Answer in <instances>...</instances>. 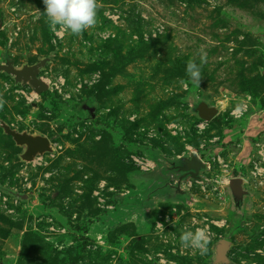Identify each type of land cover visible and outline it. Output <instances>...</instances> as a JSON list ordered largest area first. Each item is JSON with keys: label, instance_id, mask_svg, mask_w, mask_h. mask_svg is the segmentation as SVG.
<instances>
[{"label": "rangeland", "instance_id": "rangeland-1", "mask_svg": "<svg viewBox=\"0 0 264 264\" xmlns=\"http://www.w3.org/2000/svg\"><path fill=\"white\" fill-rule=\"evenodd\" d=\"M44 8L0 0V64L53 54L44 96L0 73V123L53 148L21 161L0 128V184L28 195L0 191V264H46L40 245L79 239V264H212L221 239L231 264H264V0H98L96 25L79 36L51 27ZM202 55L197 84L186 64ZM201 101L218 109L206 124ZM189 153L205 154L209 182L176 195L166 186ZM134 155L156 168L141 171ZM228 173L244 179L239 199L215 182ZM198 228L204 255L179 239Z\"/></svg>", "mask_w": 264, "mask_h": 264}, {"label": "water", "instance_id": "water-1", "mask_svg": "<svg viewBox=\"0 0 264 264\" xmlns=\"http://www.w3.org/2000/svg\"><path fill=\"white\" fill-rule=\"evenodd\" d=\"M52 57L53 54L47 58L39 59L34 64H23L21 66H14L12 61L6 60L4 64H0V73L9 76L13 80L14 85L28 86L35 94L41 95L47 92L49 87L40 77V72ZM195 110L197 117L204 122H210L218 114L216 107L210 106L204 101L199 102ZM0 128L6 136L11 138L16 146L23 148V152L19 156L21 161L32 162L37 156L53 152L52 144L46 136L30 134L26 131L18 132L5 122L0 123ZM205 168L206 163L196 153H189V155L178 159L177 164L173 166V171L175 174H179V180L183 178L197 180L200 178V172ZM243 184L244 181L242 179L232 178L226 188L229 189L234 198L238 199L245 192ZM0 191L21 201L28 199L27 194L19 193L1 184ZM174 194L184 195V192L175 187ZM230 246V241L226 239L219 240L214 246V255L211 263L231 264L227 255Z\"/></svg>", "mask_w": 264, "mask_h": 264}, {"label": "clouds", "instance_id": "clouds-1", "mask_svg": "<svg viewBox=\"0 0 264 264\" xmlns=\"http://www.w3.org/2000/svg\"><path fill=\"white\" fill-rule=\"evenodd\" d=\"M44 14L51 27L60 31L79 36L84 31L94 27L97 23L98 0H42ZM205 55L201 56V64L194 60L186 64V74L197 84L201 82V67L205 62ZM3 101L0 100V106ZM163 229V225L159 224ZM180 243L184 248L198 249L201 255L207 253L209 233L204 228L193 231L185 230L180 235Z\"/></svg>", "mask_w": 264, "mask_h": 264}, {"label": "trees", "instance_id": "trees-1", "mask_svg": "<svg viewBox=\"0 0 264 264\" xmlns=\"http://www.w3.org/2000/svg\"><path fill=\"white\" fill-rule=\"evenodd\" d=\"M107 82H108V77H105L104 80H102L103 85L101 84L97 87L96 93L103 91L105 88V84H107ZM47 93L48 92H44L40 96H44ZM96 97H97V99H99L97 95H96ZM194 145H196L195 142H194ZM201 158L205 159L204 153L201 154ZM76 229L80 230L79 227H76ZM134 236L135 235H131L130 237L134 238ZM82 239L84 241L87 240L84 237H82ZM80 243H81V241L79 239L75 243V245H70L68 247H65L62 251H57L53 247V245H49V244H47L46 246L40 245V250H41V252H43L45 254L44 260H45L46 264H79L80 262L81 263L85 262V256H84V254H85L84 245L85 244L84 243L80 244ZM24 246H25V242L22 245L23 249H25ZM141 246H142V243H140L139 240L133 244V247L136 249H141ZM35 248L39 249V246L37 244H35Z\"/></svg>", "mask_w": 264, "mask_h": 264}, {"label": "built area", "instance_id": "built-area-1", "mask_svg": "<svg viewBox=\"0 0 264 264\" xmlns=\"http://www.w3.org/2000/svg\"><path fill=\"white\" fill-rule=\"evenodd\" d=\"M45 82V81H44ZM46 83V82H45ZM57 83L59 85H63V80L60 78L57 80ZM48 85V87L50 88V85L48 83H46ZM56 89H58V91H61L60 86L54 84ZM78 87H80V85H78ZM239 112V111H238ZM236 112H234L235 114ZM204 122V121H203ZM208 122H205V124ZM132 160L134 161L135 165L137 167H139V169L143 172H148V171H152L153 169L156 168V160H152L149 159L147 157H140V156H131ZM34 161V160H33ZM220 162V161H219ZM232 178H240L244 181L243 178L241 177H236V176H232L231 174H226L224 175L220 180H215L216 183H219L221 188L224 190V188L227 187V185L229 184L230 179ZM171 180V179H170ZM205 182H209V179L207 177H202L200 176L199 179L195 180V179H191V178H187V179H175L172 183H168L172 188L178 187L181 191H189L190 188L192 187H198L200 186V188L202 190L205 189ZM194 185V186H193ZM159 224H162L160 222L157 223V226L159 227Z\"/></svg>", "mask_w": 264, "mask_h": 264}, {"label": "crops", "instance_id": "crops-1", "mask_svg": "<svg viewBox=\"0 0 264 264\" xmlns=\"http://www.w3.org/2000/svg\"><path fill=\"white\" fill-rule=\"evenodd\" d=\"M178 176H179V175H178ZM166 187L170 188L171 190H173V189H174V188H171V186H168V185H167Z\"/></svg>", "mask_w": 264, "mask_h": 264}, {"label": "flooded vegetation", "instance_id": "flooded-vegetation-1", "mask_svg": "<svg viewBox=\"0 0 264 264\" xmlns=\"http://www.w3.org/2000/svg\"><path fill=\"white\" fill-rule=\"evenodd\" d=\"M172 169H173V168H172ZM243 195H244V194H243ZM241 196H242V195H241ZM241 196H240V197H241ZM240 197H239V198H240ZM239 198H238V199H239Z\"/></svg>", "mask_w": 264, "mask_h": 264}]
</instances>
